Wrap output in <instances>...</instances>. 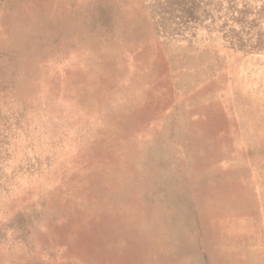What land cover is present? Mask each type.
Masks as SVG:
<instances>
[{
  "label": "rangeland",
  "instance_id": "374dc122",
  "mask_svg": "<svg viewBox=\"0 0 264 264\" xmlns=\"http://www.w3.org/2000/svg\"><path fill=\"white\" fill-rule=\"evenodd\" d=\"M0 264H264V0H0Z\"/></svg>",
  "mask_w": 264,
  "mask_h": 264
}]
</instances>
